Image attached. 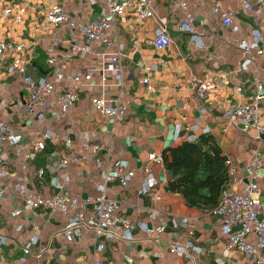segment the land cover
Instances as JSON below:
<instances>
[{
  "label": "crops",
  "instance_id": "0c3cea01",
  "mask_svg": "<svg viewBox=\"0 0 264 264\" xmlns=\"http://www.w3.org/2000/svg\"><path fill=\"white\" fill-rule=\"evenodd\" d=\"M247 1L251 9L242 0H154L153 17L141 20L131 9L116 16L111 35L123 50L119 77L108 73L103 79L95 69L91 78L95 92L125 106L121 116L113 117L94 110L82 79L71 106L67 110L58 106L62 90L74 87L68 77L101 64V47L66 24L95 18L97 3L0 0V40L22 44L18 55L26 73L51 79L50 73L63 64V79L44 96L43 116L38 118L37 113L27 112L22 73L7 70L13 52L0 55V120L9 133L20 136L0 146V264H123L125 255L134 264H264L254 261L255 255L230 247L219 217L211 209L188 205L180 194L170 191L163 163L148 157L150 153L161 156L165 147L189 135L209 133L226 155L229 183L225 188L238 191L251 180L264 195V131L254 127L243 131L239 123L223 117L225 106L249 101L257 81L264 77V54L254 50L249 52L254 58L247 68H241L245 56L239 41L251 40L254 29L264 36V0ZM53 2L62 6L66 22L45 20ZM180 4L191 13V31L178 27L184 17ZM215 4L231 12L236 31L222 24L213 11ZM20 6L24 12L18 18ZM7 7L11 11L5 13ZM158 16L166 17L171 36L165 48L152 43ZM85 43L88 50L71 51L74 45ZM50 55L56 59L51 66ZM144 64L151 69L144 70ZM144 75L146 84L140 82ZM205 82L210 87L201 90L199 84ZM259 91L264 93V86ZM260 122L264 123V116ZM47 130L53 138L37 149L35 141ZM117 160H125L133 171L126 186L103 175ZM148 179L153 180L152 192L143 193L140 189ZM56 182L62 184V191L80 198L96 193V185L103 183L104 194L119 204L118 214L134 221L130 237L123 236L124 229L117 224L109 229L116 232L115 237L82 227L79 235L67 240L62 231L68 215L30 207L20 192L23 185L25 193L61 194ZM14 209L19 212L11 215ZM156 227L161 230L154 233ZM187 241L191 245H186L184 253L172 250L173 244ZM98 242H103L101 250ZM27 244L29 250L24 253ZM256 257H264V248Z\"/></svg>",
  "mask_w": 264,
  "mask_h": 264
},
{
  "label": "built area",
  "instance_id": "2783aa9c",
  "mask_svg": "<svg viewBox=\"0 0 264 264\" xmlns=\"http://www.w3.org/2000/svg\"><path fill=\"white\" fill-rule=\"evenodd\" d=\"M94 1L99 7V13L95 18L87 21H77L75 23L66 22L67 17L63 12L62 6L53 2L44 14V18L48 23L66 22L68 27L75 28L78 34L87 42L101 47L99 58L100 66L97 68L89 67L84 74H75L68 77V82H73L74 87L64 88L58 97V106L61 110H67L77 97V83L79 80L84 81V85L91 93L90 102L95 111L103 115L119 117L124 113L125 106H118L113 103L110 98H106L94 90V83L91 82L92 75L95 69L99 70L101 78L105 79L108 73L115 74L119 77V58L123 54L121 44H115L112 39V25L116 16L123 14L127 9L133 10L139 19H145L155 16L154 0H87ZM246 9H251L252 6L247 0H242ZM184 9V17L179 24V29L182 31H191L192 16L188 10H185L184 4H180ZM11 11V8L4 9L5 13ZM213 11L220 15L221 22L224 26H230L232 31L237 30V25L231 22V12L222 10L219 4L213 6ZM24 12V6L16 9V17H20ZM192 37H195L192 35ZM171 42V36L167 28V19L165 16L157 17L156 35L152 43L158 48H165ZM241 50L244 52V60L241 62V68L246 69L248 64L254 58L249 52L254 50L256 54H264V36L260 35L257 29L252 31L251 40L242 39L238 43ZM22 49L21 43H10L0 40V55L4 52H13L10 64L7 66L8 72L22 73L23 88L27 92L26 109L28 113H37L38 118H42L40 112L43 106L44 96L51 93L55 89V84L63 79V64H60V69L52 71L51 79L44 77L35 78L31 74L26 73L25 65L21 60L19 51ZM88 43L77 44L71 48V51L88 50ZM70 51V50H69ZM54 55L48 56V64L51 66L55 62ZM144 70L151 69L150 64L143 65ZM140 82L146 84L147 76H142ZM264 86V77L256 83V92L247 102H239L234 105H227L223 108V117L230 123H239L243 131L254 127L257 132L264 131V123L260 122V117L264 116V93L259 89ZM210 83H200L201 90L209 88ZM178 128V127H177ZM19 135L9 133L4 121L0 120V146L5 140L16 142ZM188 140H193V135L187 136ZM41 140L35 141L37 149H43L44 141L52 139L53 136L49 130L41 135ZM57 138V137H56ZM150 159H155L161 162V156L155 153L148 154ZM229 163V161H228ZM229 166V164H228ZM229 171L232 172V166H229ZM41 173V172H40ZM105 180L116 179L121 186H126L129 179L133 176V171L128 168L125 160H117L112 168L103 173ZM57 190L62 191V184L55 183ZM153 180H146L145 184L140 189L143 193L152 192ZM20 192L24 194V201L30 207H42L51 211H58L68 215V220L64 224L63 234L67 240H72L80 234L82 227H88L94 230L97 234H104L106 237H115V231L109 230L117 224H121L124 229L123 236L130 237V231L134 228V221L118 214L119 204L117 200L108 197L104 194V185L99 183L96 185V193L89 194L84 198H80L68 191H62L61 194L42 195L38 193L24 192L23 185L20 187ZM2 189H0V195ZM158 198V197H157ZM19 210L14 209L11 215L18 214ZM211 213L217 215L220 220L221 229L229 238V246L237 248L240 251L255 255L254 261L264 262V257L260 260L256 257L257 251L264 248V195L259 194V188L256 182L249 180L241 190L235 191L230 188H225L220 195L218 203L211 209ZM185 219L181 220L184 223ZM160 227L154 228V233L160 231ZM115 232V233H114ZM255 239V241H252ZM3 238L0 237V243ZM185 245V246H184ZM173 244L172 250L178 254L184 253L186 245H191L190 241L186 244ZM103 248V242H98L97 249ZM29 244L23 251L27 253ZM134 259L125 255L123 264H134Z\"/></svg>",
  "mask_w": 264,
  "mask_h": 264
},
{
  "label": "trees",
  "instance_id": "16d2710c",
  "mask_svg": "<svg viewBox=\"0 0 264 264\" xmlns=\"http://www.w3.org/2000/svg\"><path fill=\"white\" fill-rule=\"evenodd\" d=\"M161 162L169 174L168 189L180 194L188 205L203 211L218 203L229 183L226 155L209 133L165 147Z\"/></svg>",
  "mask_w": 264,
  "mask_h": 264
}]
</instances>
